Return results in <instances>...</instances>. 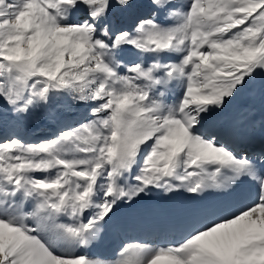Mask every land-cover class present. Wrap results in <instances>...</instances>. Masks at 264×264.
Instances as JSON below:
<instances>
[{
  "label": "snow or ice",
  "instance_id": "obj_1",
  "mask_svg": "<svg viewBox=\"0 0 264 264\" xmlns=\"http://www.w3.org/2000/svg\"><path fill=\"white\" fill-rule=\"evenodd\" d=\"M258 78L264 0H0V264H264V119L215 123ZM57 95L87 115L26 140ZM154 189L179 239L74 251Z\"/></svg>",
  "mask_w": 264,
  "mask_h": 264
},
{
  "label": "bare ground",
  "instance_id": "obj_2",
  "mask_svg": "<svg viewBox=\"0 0 264 264\" xmlns=\"http://www.w3.org/2000/svg\"><path fill=\"white\" fill-rule=\"evenodd\" d=\"M245 104H248L249 107H255L258 111L259 109L264 111V109L257 107L254 102L237 97L217 116L221 119V125L218 127H234L237 124L235 122V109L237 106ZM259 113L255 114L256 121L264 119V115L261 117ZM154 193L155 196H145L130 207L122 206L118 209L117 215L106 227L102 242L74 251H83L95 258L110 261L114 258L118 246L127 241L136 239L149 245H163L179 239L183 234V222L187 216L186 208L194 203L190 198L191 194L186 192L180 194L164 193L158 190ZM216 199L220 198L215 195H204L206 201Z\"/></svg>",
  "mask_w": 264,
  "mask_h": 264
},
{
  "label": "rangeland",
  "instance_id": "obj_3",
  "mask_svg": "<svg viewBox=\"0 0 264 264\" xmlns=\"http://www.w3.org/2000/svg\"><path fill=\"white\" fill-rule=\"evenodd\" d=\"M264 78H258L255 82L253 88L251 90L245 91L241 96V98L248 100L249 102H254L257 107L264 109L262 106L260 99V83ZM241 109L248 111L250 114H258L261 117L264 115V111L256 110L255 107H249L248 104L237 106L235 109L236 120L238 121V116L240 115ZM42 114L34 120L31 125L25 127L22 130V135L24 138L30 142H36L38 140L54 137V135L59 131V129L67 126V125H75L78 121H81L86 115V110L83 106H74L70 100V98L66 95H57L54 96L51 103L47 105L42 110ZM256 117V116H255ZM70 118V119H69ZM221 119L219 117L216 118V127L221 125ZM257 123V131L260 123V119L256 121ZM258 142V139L257 141ZM155 191L153 190L149 196H155ZM161 195V193H160ZM156 231L155 228H153ZM134 243V242H142L140 240L127 241L125 243ZM124 243V244H125ZM120 244L117 250L121 247ZM116 250V252H117Z\"/></svg>",
  "mask_w": 264,
  "mask_h": 264
}]
</instances>
